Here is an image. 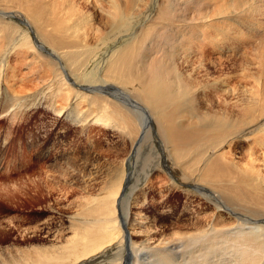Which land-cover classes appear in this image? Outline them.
<instances>
[{
    "label": "rangeland",
    "instance_id": "rangeland-1",
    "mask_svg": "<svg viewBox=\"0 0 264 264\" xmlns=\"http://www.w3.org/2000/svg\"><path fill=\"white\" fill-rule=\"evenodd\" d=\"M75 1L59 11L63 19L70 14V20L60 22L53 34L47 30L53 48L27 35L23 21L13 19L14 24L0 28V79L18 83L26 97L20 110L7 108L11 102L4 101L13 91L0 86V201L5 205L0 264L36 260L37 251L53 250L56 238L71 240L75 227L96 231L100 218L89 213L97 210L113 216L112 230L130 238L118 258L122 264L137 259L132 257L134 246L142 247V260L151 264H165L168 256L176 264H198L193 257L199 254L198 262L207 254V264L216 263L222 252L205 253L211 241L190 242L210 229H215L210 233L215 238L231 230L239 241L264 249V224L243 222L264 221L263 205L255 210L250 203L231 201L196 184L192 165L182 167L184 173L178 163L165 167L171 155L151 129L150 112L127 85L107 76L127 44H132L140 67L171 65L175 51L180 55L174 61L177 85L191 75L185 83L193 98L177 122L197 129L210 108L222 119L228 116L227 126L240 135L221 147L222 162L245 179L264 174V0H155L149 19L138 13L140 0H118L120 7L136 2L135 15L128 19L114 18L108 0L101 1L103 9L95 0L84 6ZM160 9L168 12L170 23L160 19ZM83 30L89 31L87 38L67 45L72 32ZM165 35L169 38L163 41ZM59 107L63 112L56 111ZM139 134L140 141L133 142ZM104 202L110 211L104 210ZM222 249L224 263L244 249L250 253L246 247ZM254 254L263 260L264 253Z\"/></svg>",
    "mask_w": 264,
    "mask_h": 264
},
{
    "label": "bare ground",
    "instance_id": "bare-ground-1",
    "mask_svg": "<svg viewBox=\"0 0 264 264\" xmlns=\"http://www.w3.org/2000/svg\"><path fill=\"white\" fill-rule=\"evenodd\" d=\"M68 1L70 2V4L68 5V9H70L71 5H74L77 2L75 0H61V1L60 0H0V21H1L0 28H3L4 24H14L13 19H17L21 22L23 21L22 23H24L27 26V27L24 26L25 32L27 35L33 36L31 38L37 37L42 41L43 44H46L47 46L53 48V45H51V40H50L51 35L61 25L60 22L70 20V16H71L70 14L69 16L65 15L64 19L59 14V11L61 12L65 8L63 6H65ZM101 1L102 0H95V3L97 6L103 9ZM108 1L110 4L111 15L114 18L128 19L135 15L134 6L136 2H132V3L126 4V6L124 7H120L119 5H117V3L119 2L118 0H108ZM154 1L155 0H140V3H142L143 5L142 4L138 5V13L143 14L149 19L150 13H151L149 9H152V6L150 5V3L154 5ZM251 1L255 3L256 0H251ZM87 3H88V0H79V4L81 6H84ZM194 3L197 4L198 2L196 1ZM247 3L248 1L244 0V4H247ZM77 5H75V7H77ZM193 6L195 7V5ZM250 14L252 15V13ZM159 15L161 16L160 18L161 20L162 18H164L165 20L169 18V14L165 9H162ZM181 15L182 16L184 15L186 17V15L183 13ZM168 22H169V19L163 23L167 24ZM183 27L186 28L184 23H183ZM48 29L50 32H52V34L50 35L48 34L47 32ZM88 36H89L88 30H83L80 32L74 31L71 33L70 38H69V42L71 43H68L67 45H71V44L75 45L77 43L73 41L78 40L79 42H82V40H84V38H87ZM167 38H169V36L165 35L163 37V41ZM145 40L146 39L144 38V41ZM140 43L141 41L135 45H140ZM135 56L136 54L134 53V48L132 44H127L125 48L112 61L114 64L108 67L107 76L109 78H112L116 81L121 82L122 84L127 85L129 87L130 92L134 94L140 101H142L143 107L150 112V115L152 117V122L154 123V124L152 123L153 127L151 129H153V132L156 134L155 137L160 138L162 140L163 144L165 145L166 150L170 152V155H171V160L169 161V164H168V160H165V163L163 165L167 168L168 167L172 168L174 164L178 163V171L182 173H184V169H182V167L187 168L188 165H192V172L195 174L194 182L196 184H199L200 186L204 185L203 187L209 188L210 191H215L219 193L220 195L224 196L225 198L230 199L231 201H236L238 203H250L254 209L261 207V205H263L264 207V174L260 172H255L253 179H247V177L245 179L243 177H239L240 173L238 169L234 167L232 168L231 166H228L225 162L224 163L222 162L221 156L219 154V151H221V147H223L227 143L230 144L232 141L239 139L237 136L240 135L239 131L232 130L231 126H227L228 116L225 117L227 118V120L225 118L222 119L219 114H217L216 112H213V110H211L212 108H210L208 113L203 118L204 124L197 127V129L182 128L183 126H185L183 122L182 121L177 122L178 115L181 112L187 113V109L193 101V98L188 96L189 91H192V90L190 89V86L185 83L186 81H188L191 75L187 77L188 79H186L184 83H179L177 85V82H176L177 77H176V72H175L174 61H179L178 56L180 55H178L177 53H175V51H173L172 53L173 62L171 65L167 66L164 64H159L154 68L140 67V59L133 58ZM149 56L151 57L152 55H149ZM148 58L141 57L142 60H147ZM61 69L64 70V67L61 66ZM70 76L72 75L70 74ZM70 76L67 75V78L69 79ZM12 82L13 81L9 78H4L3 80L0 79V86H6V88L8 87L10 90L13 91L12 97L10 99L6 98L4 102L5 104L6 102H11L9 106L7 105V108L8 107L13 108L16 106V108L18 107L19 109V107H21L20 105L21 102L26 97L23 98V92H22L21 86L16 82L14 83ZM77 89L81 91L86 88L84 86H80V87L77 86ZM117 91L122 92V90L120 89H117ZM225 91L226 93L234 92V91L226 90V89ZM70 106L71 105L69 102L68 107ZM64 109L65 108L63 107H59L56 109V111H59L60 113L61 111L63 112ZM17 111H15V113ZM196 113L197 112H194V115ZM17 114L18 113H16V115ZM245 114L247 115L246 110H245ZM257 114L259 115V113H256L255 117L257 116ZM242 121L244 124V119ZM263 124L264 122L262 123V125ZM206 126H208V130H203L202 128H205ZM147 129L148 128L145 127V132L147 131ZM133 130H134V127H131L129 129V133H131ZM259 132L261 133L262 131H259ZM136 135L137 134H133L132 137H135ZM248 136L249 135H245V137L243 136L242 138L246 140L248 139L247 138ZM140 138L141 137L139 134L137 140L133 142L138 143V140L140 141ZM247 160L249 162V159ZM154 169L156 168H152L151 170H154ZM252 173H253V170H252ZM145 174H147V172ZM16 198L19 199L18 196H16ZM0 203H1V206H0V214H1L5 211L4 210L5 205L2 204L4 203L3 201L2 202L0 201ZM119 205H122V201L119 202ZM103 208L106 211H110L109 205L105 202L103 203ZM15 211L17 213L16 209ZM96 213L98 214L100 218L98 225L95 226L96 231H94L91 228H87L83 226L75 227L73 238L71 240L67 239L64 242H62V240H59L60 237L58 238L55 237L57 239V245L53 247V250L42 251V252L35 251L36 255L37 253H39V256H36L38 257L36 260L30 261V260H27L29 258L27 257L25 258V261L21 260V262L19 263L16 261V263H13V264H17V263L18 264H122V263H118V260H119L118 258H122L121 250L124 249L125 245L130 246V240H129L130 238L128 236L126 238V234H121V233L119 234L118 232L112 230L114 228V223H115V221H113V218H112L113 216L109 214H104L100 210H97V212L91 211L89 215H94ZM243 222L246 224H249L252 222L251 224H254L256 226L264 224V221H254V220L249 221V222L245 220ZM240 227H244L243 224H240ZM214 230L210 229V232H208V230H203L202 232L199 231L198 232L200 236L199 239L197 238L198 236H195V237L192 236L190 240V242L193 245H195V243L198 244L199 242L205 243L207 241H211V243L205 244V247H207L208 249L207 252L205 253H210V255L211 253H213L218 256V252L219 251L222 252V254H219L220 255L218 257L219 260L216 261V263L211 262V264H232V263L234 264H264V258L262 261H259L258 257L254 254V253H257L261 255L262 253H264V249L258 248L255 246L251 247L248 243L239 241L238 238L233 234L231 230L227 232L230 234H225L226 236L216 235L217 236L216 237L217 241H216L215 235L214 236L210 235L211 232L216 233V231ZM220 237L221 238L223 237L222 240L230 241L232 244L229 243V245H227L226 242H223L222 240H220ZM231 238L235 240H232ZM144 243L146 242L144 241ZM172 244L174 243L168 244V247L166 248L168 252H169L168 248ZM190 246L188 245V248H191ZM236 246L246 247L247 248L246 250H248L250 253L246 254L245 249H244V251L235 253L234 258L232 260L230 259L226 260V262L224 263L223 260H225L224 257L226 255V252L222 248L230 249ZM132 250H133L132 257H137V259H134L132 264H151L150 262H146L144 260L145 258L142 260V256L144 254H142L141 246L140 247L134 246L132 247ZM162 254L164 256L169 255L165 253H162ZM198 256H195V258L193 257L194 259L193 263L196 261L198 264H207V259H206L207 254L200 257L202 258L200 262L197 261L196 257ZM149 258L150 256L147 257L148 260ZM165 264H176V263L171 261V259L168 256L165 258Z\"/></svg>",
    "mask_w": 264,
    "mask_h": 264
}]
</instances>
